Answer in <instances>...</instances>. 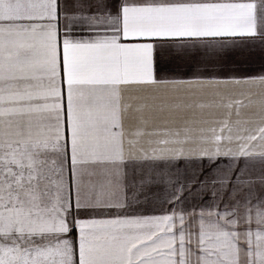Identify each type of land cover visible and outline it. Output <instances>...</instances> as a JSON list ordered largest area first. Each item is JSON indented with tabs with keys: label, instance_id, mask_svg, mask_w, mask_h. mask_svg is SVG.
<instances>
[{
	"label": "snow or ice",
	"instance_id": "1",
	"mask_svg": "<svg viewBox=\"0 0 264 264\" xmlns=\"http://www.w3.org/2000/svg\"><path fill=\"white\" fill-rule=\"evenodd\" d=\"M256 42L264 50V0H0V264H264V150L242 144L233 153L222 127L211 148H199L207 172L202 163L192 177L211 203L187 211L177 192L189 184L177 187L179 171L157 161L209 143L188 118L204 104L125 95L231 84L239 95L228 106L239 116L258 85L264 111V66L215 75ZM165 45L200 74L161 79ZM148 111L182 117L162 141L177 145L170 157L137 154ZM164 194L171 214L98 218Z\"/></svg>",
	"mask_w": 264,
	"mask_h": 264
},
{
	"label": "crops",
	"instance_id": "2",
	"mask_svg": "<svg viewBox=\"0 0 264 264\" xmlns=\"http://www.w3.org/2000/svg\"><path fill=\"white\" fill-rule=\"evenodd\" d=\"M231 39V38H228ZM238 39V38H237ZM159 72L158 76L161 79L169 81H189L193 80L200 74L199 70L193 65L189 58H178L173 53L169 46L165 45L157 50ZM264 66V50L259 47V42L245 48L244 50H236L231 53L228 60L223 66V71L215 73L218 77L228 76H246L258 74L260 68ZM242 87V86H241ZM251 94L254 97V105L250 108L240 110V115H236L235 106L229 107L228 103L232 97L239 95V88L231 84L220 85H189L187 83H177L175 85L169 83L166 85H158L151 92L137 93L135 89H129L125 94L126 96L146 95L148 97H156L159 99H170L174 96H179L183 99H188L196 104H204L203 107H196L195 110L188 114V118L194 121L193 127L196 130L197 137H205L209 143L206 145L196 144L195 150L192 146H185L184 155L177 160L165 159L157 161L160 164L169 165L168 171L175 173L177 170L181 174L180 184H189V187L183 192H177V196L184 197L182 207L187 211H195L197 214L201 208L207 211V206L211 203L209 196L198 195V189L195 182L192 181L194 174L200 173L201 164L204 165L205 173L208 170V158L202 156L199 152L201 146L211 148L213 145L210 143L213 135H220L221 128L224 127L223 135H231L233 139L229 142L225 140L223 143L227 148H231L232 152L239 150L242 144L251 145L254 151L264 150V140L260 139L261 133L259 128L264 127V111L260 107L258 94L260 92L259 86H250ZM179 90V91H177ZM151 103V100L149 101ZM181 118L171 115H162L148 111L145 113V123L140 124L141 135L134 138L136 143L137 154L140 149L146 151L149 155L152 150H157V155H164L170 157L171 153L167 149L177 147L174 144H164V139H171L166 133L169 130H174L177 124L181 122ZM137 121H130V125L137 126ZM228 128H231L229 133ZM215 130V133L213 132ZM255 135L257 137L254 141L238 140L237 136ZM165 149L163 153L159 150ZM231 155V154H230ZM229 156H220L217 159L227 161ZM247 158H241V160ZM178 166V169H177ZM171 189L169 190V194ZM168 194H164L160 199L145 201L143 198L139 203H134L130 209L125 211L124 215H119L120 211L112 213L105 217H98L104 219H124L136 217H152L171 214L168 212L170 204L163 203L162 201L167 198ZM174 203V201H173Z\"/></svg>",
	"mask_w": 264,
	"mask_h": 264
},
{
	"label": "rangeland",
	"instance_id": "3",
	"mask_svg": "<svg viewBox=\"0 0 264 264\" xmlns=\"http://www.w3.org/2000/svg\"><path fill=\"white\" fill-rule=\"evenodd\" d=\"M177 226H179V225H177Z\"/></svg>",
	"mask_w": 264,
	"mask_h": 264
}]
</instances>
